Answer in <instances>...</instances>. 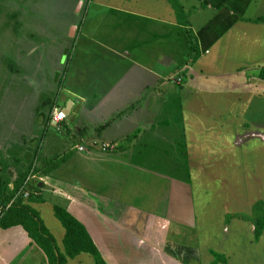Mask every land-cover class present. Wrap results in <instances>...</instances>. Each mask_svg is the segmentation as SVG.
Instances as JSON below:
<instances>
[{
	"label": "rangeland",
	"instance_id": "1",
	"mask_svg": "<svg viewBox=\"0 0 264 264\" xmlns=\"http://www.w3.org/2000/svg\"><path fill=\"white\" fill-rule=\"evenodd\" d=\"M98 1H87L90 6L81 12L77 20L79 31L74 35L70 29L65 31L67 22L75 19L72 0H43V9L30 15L39 21L25 20L21 26L17 19L19 15L15 17L12 14L11 1L0 0V176L10 181L7 169L11 171L15 165L10 167L4 162L15 158V163H19L17 174L22 181L25 175V178L28 176L31 161L33 165L39 158L36 178H32L28 187L40 188L38 179L51 171L52 163L60 161L68 153L77 152L75 144L82 141L84 125L88 126L86 136L91 138L86 146L102 150V144L110 141L116 145L127 144L121 136L142 130L143 127H132V121L145 118L156 125L158 135L147 146L143 147L140 142L137 144L139 155L151 152L147 159L143 155L133 161L142 166L146 164V170L130 166L123 159V167L117 163L112 167L98 166L97 163L94 169L86 163L98 182L99 178L106 182L101 187L109 198H119L122 195L119 192L124 190L129 196L124 197V201L136 208L132 209L135 210L133 220L144 222L149 230V240L158 243L162 252L165 251L162 254L161 250H149L145 254L139 248L143 243L138 242L142 232L136 230L139 235L132 238V248L129 238H121V242L129 248V251L124 248L128 257L124 263L166 264L168 261L179 264V259L198 256L195 253L192 255L190 250L184 255L186 249L183 246L194 248L196 245L195 233H187V227V230L194 228L197 231L196 240L201 250L209 245L223 251L228 257L227 264H264V233L256 241L253 224L249 220V225L236 220L238 224L229 227V232L223 229V225L231 221L227 215L237 213L252 221L253 205L264 201V77L260 75H264V26L251 22L264 14V0H203L207 4L211 2L213 7H220V12L206 8L201 17L190 7L199 5L202 0H180L187 10L190 9V20L198 27L202 44L198 55L204 54L205 59L202 62L200 58L198 62L207 64V68L200 71V82L195 81L200 86L195 85L194 88L189 84L190 71L181 69L180 61L188 54L183 55L181 59L179 57V66L178 63L173 66L171 82L160 90L152 87L148 95L135 90L130 92L117 84V72L124 84L135 82L142 87L146 79L145 73L120 59L123 46L118 45L119 39L122 37L121 44L130 48L132 37L137 34L136 26H132L133 21L128 19L117 28V36L113 34L114 30L97 28L99 20L95 12L101 6ZM183 16L179 18L180 23L186 19ZM238 16L250 21L235 25ZM141 22L146 25V30H151L148 18ZM172 43L170 54L179 56L176 48L179 39L173 38ZM213 44H216L213 52L204 53ZM188 45L191 57L187 59V64L196 57L193 38L188 37ZM188 45L186 43L185 46ZM117 65L120 67L117 68ZM224 72L238 74L232 76L237 80L227 94L234 97V101L229 102L245 106V112L237 111V117H229L231 119L226 123L220 121L218 132L212 133V138L203 135L197 127H184L178 105L182 101H194L196 92L202 93V102H214L212 107L225 103V98L219 100L207 88L211 83L205 84L215 82L214 78L224 75ZM177 80L181 83L176 84ZM129 87L132 89V86ZM142 96L147 97L145 103L151 108L148 116H143L142 111L146 109L143 108ZM66 98L72 99L76 105L71 115L62 123H48L47 118L54 104L60 106ZM80 102L85 104L83 108L79 107ZM127 104H131L129 109L123 110ZM128 110L134 114L122 115ZM155 120L162 123L158 125ZM207 125L208 130L213 127L210 121ZM193 138L198 139L193 141ZM130 143L128 147L133 145ZM27 155L29 157L25 161ZM44 155L52 160L43 158ZM87 172L84 171L85 174ZM138 178L140 181H137ZM111 184L124 188L108 187ZM49 191L54 193L52 189ZM63 197L56 203L67 209L68 203ZM173 198L181 205L171 203ZM165 199L169 204L154 205L155 201ZM227 208L231 211L226 217L224 212ZM52 212L50 209L44 213V223L52 228L59 241L61 236L56 227H63ZM148 212H155L156 217H151ZM192 213L197 217L196 228ZM164 231H168L166 234L170 237H162ZM104 240L107 241V237ZM204 250L208 258V248ZM93 259L91 255L82 254V257L72 259L74 262L70 264H92ZM201 261L208 264L205 258ZM31 263L35 261L30 259L27 251L19 264Z\"/></svg>",
	"mask_w": 264,
	"mask_h": 264
},
{
	"label": "crops",
	"instance_id": "2",
	"mask_svg": "<svg viewBox=\"0 0 264 264\" xmlns=\"http://www.w3.org/2000/svg\"><path fill=\"white\" fill-rule=\"evenodd\" d=\"M9 5L12 7V14L17 17L20 26L25 22V20H29L32 22H37L39 19H36L32 15L35 11L39 13V10H42L41 8V2L43 0H10ZM88 0H72V12L73 15H75V19L69 20L67 23V30L70 29L71 34H76L79 31V25L77 23V20L80 19V14L85 9L89 8L90 3L87 2ZM201 1V0H200ZM203 1V0H202ZM101 6L100 10L98 9L95 12V17L99 20V24L97 28L100 29H110L114 30L115 34L117 36L116 32H119L117 28L127 22L128 19L133 21L132 26H136L135 29L137 31V34L135 33L132 37V43L131 47L129 48L128 45H122L121 39H119L118 45H121V54L120 59L123 61H127L129 63V66L134 69L138 70L139 72L145 73V81L143 83V86L135 85V82L131 83H121V78L119 79V73L117 72V84H120L121 86H124L127 88V90H130V92H133L132 90H135V92L142 93L144 92V95H148L150 93V90L152 87L156 88L157 90H160L162 87H164L169 81L171 82V71L173 69V66H175L176 63L179 62V57L184 55V57L188 54L186 58H183L181 63V69H188L189 72V84H191L193 87L200 86L199 84H196L201 79L200 71L207 68V64L200 63L198 61L205 62L204 54L198 55L200 52V48L202 46L200 37L198 34V27L194 26L193 23L190 20V9H186V7L181 4L180 0H100L98 1ZM208 2V1H207ZM179 4L183 7L184 13L188 17V24L180 23L179 19L176 16V11L174 9L176 4ZM198 3V1H197ZM8 5V6H9ZM14 5V7L12 6ZM223 6V4H222ZM86 7V8H85ZM191 9L195 10L197 14H200V17L202 16V13L207 8H212V11L220 12V7H213V4L211 2L205 3L204 1L200 3L199 5L190 7ZM106 11V12H105ZM22 14V15H21ZM192 15V14H191ZM148 18L151 21V30H146V25L144 23L142 24V20L144 18ZM259 17V16H258ZM16 19V20H17ZM204 19V18H203ZM256 19V18H254ZM254 19L251 20V22L254 21ZM246 21H250L249 19H244L243 17L237 18V21L235 22V25H240L242 23H246ZM255 23V22H253ZM256 24H262V23H256ZM264 26V24H262ZM73 29L76 31L72 32ZM187 35V36H186ZM188 37L193 38V43L196 46L194 53H196V57L192 60L193 62L187 64V59H190L191 56H189L191 53H189V45H188ZM222 37V36H221ZM220 37V38H221ZM178 38L179 43L176 45V48L179 52L178 54L171 55L169 52V49L173 47L172 39ZM219 38V39H220ZM117 40V37L115 38ZM218 39V40H219ZM217 40V41H218ZM188 45L186 47L185 45ZM216 44H213L209 48L205 50L204 53H212V48ZM146 51V53H144ZM181 51V52H180ZM191 52V51H190ZM167 59V61H165ZM241 61H243L241 59ZM167 63V64H165ZM163 64V65H159ZM128 66V67H129ZM179 66V63H178ZM120 67L117 65V68ZM240 69V68H239ZM238 69V70H239ZM141 70V71H140ZM218 73V72H217ZM225 73V72H224ZM236 72L234 73H228V74H219L216 78H214L213 81L215 82H209L205 84H210L207 88L211 89L214 94L220 99L225 98V103L219 104L218 107H212L211 105L214 104V102H202V93L196 92L197 95L193 96L194 101H182L179 103V114L181 115V122L183 121V126H192L197 127L201 130L203 135H209L212 138L213 135L218 132V123L222 121L223 123H226L229 119V117L233 116L237 117L239 114L237 111H243L245 112L246 107L245 106H237L235 103H230L229 101H234V97L232 95L227 94L228 91L235 85L233 83H236L237 77ZM173 81V79H172ZM195 82V83H194ZM239 82V81H238ZM176 84H180L181 82L177 80L175 82ZM132 86V89L131 87ZM168 86H171V83L168 84ZM195 88V87H194ZM144 89V90H143ZM184 90V88H183ZM231 93V92H230ZM226 95V96H225ZM143 97V96H142ZM142 99V98H141ZM145 99L147 97H143L142 100H144L143 105L145 111H142L144 113L143 116H148V110H151V108L146 105ZM233 99V100H232ZM140 100V98H139ZM206 104V105H205ZM79 107L83 108L85 104L80 102ZM131 104H127L126 107H124L123 110L129 109V106ZM59 106V105H58ZM216 106V105H215ZM59 107L65 108L67 111V117L66 119L71 115L73 109L76 108L75 102L70 99L66 98L65 101H63V104H61ZM122 108V107H121ZM177 110V108L175 107ZM261 109V105H259V110ZM139 111V109H137ZM221 110V111H217ZM226 110V112H225ZM125 114H134V112L129 111L122 113V115ZM50 116V114H49ZM65 119V120H66ZM194 121H193V120ZM64 120V121H65ZM62 121V122H64ZM213 125V127L208 130L207 125L208 122ZM61 122V123H62ZM156 122V120H155ZM51 123V122H50ZM133 125L132 127H143L142 130L133 131L131 134L125 133V136L123 137V141L119 145H116L114 141H110L109 143H113L116 145L114 150L111 151H102L98 149H91L88 146L87 141H89L91 138L86 136L85 130L82 132V137L79 142L75 144V147L77 149V152L74 151L71 153H68L66 157L68 159L63 162L66 163L65 166H60L55 169H51V171L45 175L42 178H39V186L40 195L39 200L36 202L31 203V205L40 213V216L44 220V213H47L52 209L53 216L54 215V205H58L56 203V200H59L61 196L64 201L68 203L67 209L68 211L74 215L80 222L84 224L87 231L89 232L90 236L94 240L95 244L97 245L101 257L107 262V264H123L125 259L128 258L126 256V250L129 251V248L124 245V242H121V238L126 237L129 238L130 248H132L133 241L132 238H138L139 232H135L136 230H141L142 236L139 237L140 239L138 242L143 243V246H140L139 248L141 250L145 251V254H147V251H160L161 248H159L158 243L154 242L152 239L149 240V230L144 226V222H136L133 220L134 218V205L132 203H128L124 201V197H129L125 195L124 190L123 192H119L122 195L119 198L112 197L109 198V194L104 191V189L101 187V185H104L106 182L103 180V178H99V182L95 178V176L92 174V172L89 170V168L86 167V163L91 165V167L99 163L98 166L106 167L108 165H111V167L117 163L119 167H123L124 163H122V159L126 164L138 167L141 171L146 170L147 165L134 162L135 158L137 157H143V155L146 156V159L149 157L150 152H145L142 154H138L137 151V144L140 142L144 146H147L149 142L153 141L154 136H157V132L155 131V126L152 121L147 122V119L142 118L138 121H132ZM162 123L159 120L156 122ZM55 124V123H52ZM59 124V123H58ZM88 131L93 133V130H90L88 128ZM95 131V130H94ZM69 133V131H68ZM92 136V134H91ZM127 139V140H124ZM198 138H193L192 140L195 141ZM213 141V140H212ZM133 143L132 146L128 147V143ZM130 143V144H131ZM79 144H83L84 147L87 148L83 151H80L78 149ZM28 151V149H27ZM72 151V150H71ZM27 154V152H26ZM67 154V153H66ZM14 157V156H13ZM25 158V157H24ZM43 158H48L45 155ZM189 158V157H188ZM28 160V158H25V161ZM44 160V159H43ZM52 160V159H47ZM100 161V162H99ZM7 163L12 168L11 171L7 169V179H10L9 186L10 188L14 187V182L18 178V170L16 169L17 164L15 163V158H12L10 162H4ZM149 163V162H148ZM53 164V163H52ZM85 165V166H83ZM72 167V169H70ZM1 168V167H0ZM3 168H6V166H3ZM65 168V169H63ZM63 169V170H62ZM95 169V168H94ZM84 171H88L86 174ZM122 171V170H121ZM139 171V170H138ZM82 172V173H81ZM80 173V175L78 174ZM2 174V172H0ZM62 176V177H61ZM170 180V178H169ZM174 180V179H173ZM172 180V181H173ZM97 181V182H96ZM137 181H140L138 178ZM171 182V181H170ZM143 183V182H140ZM139 183L137 182V185ZM122 187L120 185H108V187ZM135 186H133L134 188ZM124 188V187H122ZM49 189H52L54 193H49ZM135 189V188H134ZM119 203V208L115 209L117 204ZM157 203H167V199L163 201H155L154 205H157ZM174 204L181 205L180 202L177 201L176 198L172 199V202ZM115 207V208H114ZM131 207V209L129 208ZM230 207V206H229ZM66 209V208H65ZM136 209V208H135ZM230 211L228 208L225 209V216L226 214H230ZM148 214L151 217H156L155 212L151 214L148 212ZM182 214V213H181ZM180 214V215H181ZM194 221H195V228L197 225V217L194 216L192 213ZM196 217V219H195ZM55 219L59 222V220L55 217ZM236 220H239L241 222H245L243 224H248L249 221L243 220V219H237L232 218L229 224H225L224 230L226 232H229L230 228L233 224L237 223ZM45 221V220H44ZM224 221V218H223ZM60 223V222H59ZM61 224V223H60ZM171 224V223H170ZM48 225V224H46ZM56 229L60 233L61 238L59 241L57 240L59 247L63 249L62 245V239L64 237L65 230L61 229L59 225H57ZM62 226V225H61ZM63 227V226H62ZM49 230L53 233L52 228L48 225ZM162 228V227H161ZM186 232H194L195 235V242L196 245L194 248L190 246H183L185 250V254H187V251L190 250V253H195L198 256L191 257L190 259H179L181 262H177L179 264H203L204 262L201 261L203 258L210 263L213 261V257L210 250H215L219 253H223V251H219L216 248L210 247L209 245H205V248H208L209 257L207 258V255L205 253V250H201L198 246L197 240V231L195 232L194 228H191V230H187ZM229 228V229H228ZM146 231L145 233H143ZM162 237H165L166 232ZM185 232V234H187ZM54 235V234H53ZM55 236V235H54ZM170 237V235H168ZM104 237H107V241L104 240ZM192 238V237H191ZM18 239H21V242H18ZM115 242H114V241ZM151 243L150 245H148ZM147 244V247L145 246ZM203 246V245H202ZM154 247L159 249H154ZM126 250H125V249ZM28 251V255L30 259L35 261V263L31 264H48L47 258L45 256L44 251L35 243L32 242V239L29 237L27 231L22 226H13L8 229H0V264H19L20 259L24 256V254ZM120 253H122V257H119ZM161 253L164 254L165 251L161 250ZM133 255V253H132ZM191 255V256H192ZM82 257V254L76 258ZM211 257V258H210ZM85 258V257H83ZM75 260V258H74ZM74 260L70 259L69 264L71 262H74ZM83 260H81L82 262ZM92 264H94V259L91 260ZM201 261V262H200ZM123 262V263H121ZM145 263V262H144ZM68 264V263H67ZM126 264V263H124ZM140 264V263H138ZM168 263V261L166 262ZM227 264V263H226Z\"/></svg>",
	"mask_w": 264,
	"mask_h": 264
},
{
	"label": "trees",
	"instance_id": "3",
	"mask_svg": "<svg viewBox=\"0 0 264 264\" xmlns=\"http://www.w3.org/2000/svg\"><path fill=\"white\" fill-rule=\"evenodd\" d=\"M174 9L177 13L176 16L178 19L185 14L183 7L178 3L175 5ZM182 18H186L182 23L185 25L188 24L189 20L187 15L185 14ZM253 22L264 24V14L254 19ZM260 75L261 77H264L262 73ZM47 121L50 123L49 115ZM26 157L29 156L27 155L25 158ZM67 159L68 157H63L60 161L54 162L49 170L58 168L60 164ZM27 171L29 174L31 172V167ZM20 178L21 177H18L14 182V187L10 188V183L0 176V207L4 208V214L0 219V229L22 226L27 231L32 242L37 244L44 251L48 264H67L70 259H74L81 254L93 256L94 264H107V262L101 257L97 245L84 224L67 209L59 205H54V215L65 230L62 239L63 249H61L55 236L45 225L39 211L31 205V203L39 200L40 194L24 196L23 193H18L22 181L24 180L23 178L21 181ZM12 200L13 202L7 208ZM227 216L230 220L232 218H239L246 221L249 220L253 224L255 240H260L264 233V201H257L255 205H253L254 218L252 221L250 219H245L242 215L237 213ZM210 252L213 261L208 264L228 263V257L224 253H219L215 250H210Z\"/></svg>",
	"mask_w": 264,
	"mask_h": 264
},
{
	"label": "built area",
	"instance_id": "4",
	"mask_svg": "<svg viewBox=\"0 0 264 264\" xmlns=\"http://www.w3.org/2000/svg\"><path fill=\"white\" fill-rule=\"evenodd\" d=\"M67 117V111L65 110V108L59 107L57 104H54L51 112H50V116L49 119L51 123H61L62 121H64ZM116 147V145H114L113 143H103L102 144V151L106 152L108 150H113ZM78 149L80 151H83L85 149V147L83 145L78 146ZM37 158L35 160V162L33 163L32 167H31V172L28 174V176L25 178V180L22 182L20 189L18 190V193H23L24 196H28L30 194H35V195H39L40 191L39 188H29V182L32 180V178H36L35 176V171L37 170L36 165L38 162ZM39 180V179H38ZM14 200V199H13ZM13 200L9 203V205L7 206V208L11 205V203L13 202ZM4 214V208L0 207V219Z\"/></svg>",
	"mask_w": 264,
	"mask_h": 264
}]
</instances>
